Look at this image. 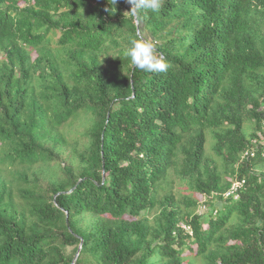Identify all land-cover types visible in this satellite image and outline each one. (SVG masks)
<instances>
[{"label": "trees", "instance_id": "obj_1", "mask_svg": "<svg viewBox=\"0 0 264 264\" xmlns=\"http://www.w3.org/2000/svg\"><path fill=\"white\" fill-rule=\"evenodd\" d=\"M130 9L0 0V264H264V0Z\"/></svg>", "mask_w": 264, "mask_h": 264}, {"label": "clouds", "instance_id": "obj_2", "mask_svg": "<svg viewBox=\"0 0 264 264\" xmlns=\"http://www.w3.org/2000/svg\"><path fill=\"white\" fill-rule=\"evenodd\" d=\"M116 2L117 0H111L112 5ZM127 2L131 5L128 13L131 17H136L141 10L158 12L163 0H127ZM126 55L130 57L135 68L146 72L164 73L170 67L163 55L158 53L157 46L151 39L132 40Z\"/></svg>", "mask_w": 264, "mask_h": 264}, {"label": "rangeland", "instance_id": "obj_3", "mask_svg": "<svg viewBox=\"0 0 264 264\" xmlns=\"http://www.w3.org/2000/svg\"><path fill=\"white\" fill-rule=\"evenodd\" d=\"M72 129H73V130H71L70 138H75V137L78 138L79 134H80L81 131H82V126H79L77 130H75L76 127H73ZM206 148H207V149H206V150H207V153H211V150H210V142H208V143L206 144ZM209 151H210V152H209ZM197 196H198V198L200 199L201 202L204 200V198H203L202 196H200V195H197ZM202 208H203V207H202ZM185 255H189L190 257H195L196 260L194 261V264H202V260H201L198 256H195L194 253H190L189 251H187V252L185 253Z\"/></svg>", "mask_w": 264, "mask_h": 264}, {"label": "built area", "instance_id": "obj_4", "mask_svg": "<svg viewBox=\"0 0 264 264\" xmlns=\"http://www.w3.org/2000/svg\"><path fill=\"white\" fill-rule=\"evenodd\" d=\"M246 154V153H245ZM245 184V180L244 179H234L231 181V185L230 188L227 192H225V196H232L233 199H237L238 198V192L239 190H241L243 188ZM204 208V206H203ZM185 228H187L186 226H184Z\"/></svg>", "mask_w": 264, "mask_h": 264}, {"label": "water", "instance_id": "obj_5", "mask_svg": "<svg viewBox=\"0 0 264 264\" xmlns=\"http://www.w3.org/2000/svg\"><path fill=\"white\" fill-rule=\"evenodd\" d=\"M136 23L138 25V20L137 19H136ZM138 33L140 34L139 30H138ZM80 249H81V243H80L79 248H78V250H77V252H76V254H75L74 258H73V262L72 263H74L75 260L77 259V256H78V254L80 252Z\"/></svg>", "mask_w": 264, "mask_h": 264}]
</instances>
